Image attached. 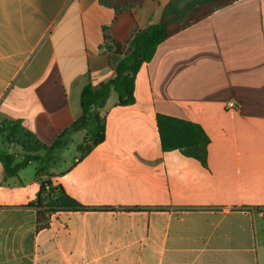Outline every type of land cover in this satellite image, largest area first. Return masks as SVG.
Masks as SVG:
<instances>
[{
  "label": "crops",
  "instance_id": "1",
  "mask_svg": "<svg viewBox=\"0 0 264 264\" xmlns=\"http://www.w3.org/2000/svg\"><path fill=\"white\" fill-rule=\"evenodd\" d=\"M170 1L132 7L137 28ZM207 1L176 0L169 18ZM115 13L108 0H0V124L19 121L46 146L66 131L82 88L114 76L102 35ZM117 101L111 92L105 140L82 160L53 151L12 177L0 162V264H261L264 0H237L167 38L140 67L134 103ZM158 114L202 128L204 164L161 150ZM0 150L15 163L25 154L4 140ZM46 181L83 209L37 230L29 204Z\"/></svg>",
  "mask_w": 264,
  "mask_h": 264
},
{
  "label": "trees",
  "instance_id": "2",
  "mask_svg": "<svg viewBox=\"0 0 264 264\" xmlns=\"http://www.w3.org/2000/svg\"><path fill=\"white\" fill-rule=\"evenodd\" d=\"M116 10L112 25L103 30V42L108 51V65L114 76L100 83L96 89L86 85L80 93L81 115L55 141L46 146L27 131L19 121H5L0 124V140L7 145L21 149L24 158L15 163V155L0 150L6 177H12L29 163L38 159L40 152L45 158L56 149H63L74 132L85 131L82 142L77 146L78 160L85 158L105 140V120L100 109L105 105L111 92L117 95V104L128 106L134 103L135 77L144 63H148L157 46L167 38L183 31L213 12L233 4L237 0H211L190 7L176 19L169 18V11L176 0H171L162 10L157 23L144 30L135 25L130 9L143 0H108ZM156 128L162 151L179 150L184 155L205 163L208 138L202 128L194 123L158 114ZM36 211V229L48 226L51 214L58 211H78L83 207L65 193L61 186L52 187L49 181L40 184L35 202L30 203Z\"/></svg>",
  "mask_w": 264,
  "mask_h": 264
},
{
  "label": "rangeland",
  "instance_id": "3",
  "mask_svg": "<svg viewBox=\"0 0 264 264\" xmlns=\"http://www.w3.org/2000/svg\"><path fill=\"white\" fill-rule=\"evenodd\" d=\"M77 134L78 135L76 137H71L72 139H74V142L71 141V138H70V141L68 142V144L65 148L54 150V152L56 151V154H62L67 161H71L72 157L77 153V148L74 145H77V143H80L82 137L84 136V133H81V132H79ZM82 134H83V136H81ZM19 152L21 153V151H19ZM51 158H55V153H54V157H51ZM48 159H49V157H48ZM46 160L47 159L45 158V153L41 152L38 159H37V162H38V165L40 168L45 167L47 165ZM258 230H259V225L257 224V231ZM260 257H261L260 258L261 264H264V247H262V246H260Z\"/></svg>",
  "mask_w": 264,
  "mask_h": 264
},
{
  "label": "built area",
  "instance_id": "4",
  "mask_svg": "<svg viewBox=\"0 0 264 264\" xmlns=\"http://www.w3.org/2000/svg\"><path fill=\"white\" fill-rule=\"evenodd\" d=\"M234 104L232 102L227 103V108L231 109L234 108Z\"/></svg>",
  "mask_w": 264,
  "mask_h": 264
}]
</instances>
